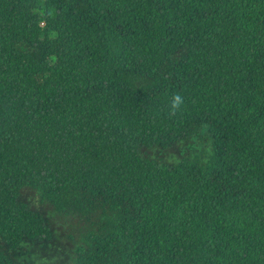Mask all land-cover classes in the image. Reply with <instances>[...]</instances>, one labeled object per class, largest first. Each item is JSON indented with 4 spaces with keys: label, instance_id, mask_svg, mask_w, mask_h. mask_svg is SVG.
Here are the masks:
<instances>
[{
    "label": "trees",
    "instance_id": "16d2710c",
    "mask_svg": "<svg viewBox=\"0 0 264 264\" xmlns=\"http://www.w3.org/2000/svg\"><path fill=\"white\" fill-rule=\"evenodd\" d=\"M0 264H264V0H0Z\"/></svg>",
    "mask_w": 264,
    "mask_h": 264
},
{
    "label": "clouds",
    "instance_id": "9594fccd",
    "mask_svg": "<svg viewBox=\"0 0 264 264\" xmlns=\"http://www.w3.org/2000/svg\"><path fill=\"white\" fill-rule=\"evenodd\" d=\"M183 103V98L177 94L173 97V103H172V111L175 112L180 108V106Z\"/></svg>",
    "mask_w": 264,
    "mask_h": 264
}]
</instances>
